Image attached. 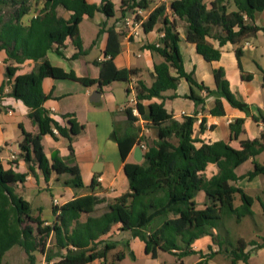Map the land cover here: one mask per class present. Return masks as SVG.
<instances>
[{"label":"trees","instance_id":"1","mask_svg":"<svg viewBox=\"0 0 264 264\" xmlns=\"http://www.w3.org/2000/svg\"><path fill=\"white\" fill-rule=\"evenodd\" d=\"M3 5L10 7L8 14L2 13ZM58 7L70 12L67 19L58 14ZM134 7L146 8L147 0H121L119 5L121 12ZM169 9L185 22L184 40L194 44L196 52L208 62L218 60L221 51L207 38L217 39L220 46L226 42L232 43L235 46L234 54L239 59L243 53L242 42L254 37L258 31L264 32V26L253 22L254 13L264 10V0H172ZM29 10L30 0H0V49L6 52L0 98L6 95L21 100L29 108L28 117L38 126L35 134L21 128L19 155L27 163L28 170L33 171L36 165L45 181L53 173L57 179L59 175L67 174L64 185L82 187L77 166L65 163L57 153L48 158L43 151L42 136L54 134L53 128L71 141L83 126L69 113L62 115L66 118V125H61L50 116L49 110L44 107L48 95L42 90V79H72L84 85L97 84L101 89L114 81L128 82L131 76L137 74V70L117 69L114 66L112 59L118 54L119 45L113 30H108L107 58L101 64L98 78L77 77L72 71L67 72L52 65L46 57L47 51L52 48L62 54L59 48L67 38L76 47V56L85 53L79 34L83 16H93L96 11L107 17L113 16L112 0H99L98 4L87 0H43V6L30 18L29 23L22 24L21 18ZM164 12V5H158L142 22L143 31L148 32L162 17L159 28L162 36L157 44L147 46L157 52L162 61L154 64L150 84L138 79L134 87L135 107L140 116L156 128L157 138L143 151L142 161L128 162L125 159L136 144V136L131 131L116 135L129 190L107 202L106 210L97 215L93 213L105 201L104 198L93 192L75 196L60 206L53 205L54 219L45 224L40 214L31 213L30 203L12 188L13 184L23 182L27 174L6 169L0 161V264L5 252L14 245L24 249L29 264H35L36 252L43 255L46 264H84L94 259L111 264L106 261V255L115 246L102 241L101 236L114 224H119V229L130 231L141 239L145 251L152 257H155L157 249L172 253L178 259L194 254L192 243L203 235H209L218 245V252L228 255L229 264H248L245 248L255 242L243 239L232 242L227 230L224 234L218 230L224 227L226 219L231 218L238 223L243 216L252 214L253 197L230 182L240 177L235 169L248 159H252V169L242 177L251 179L264 174V162L254 160L264 150V131L259 138L240 140V148H234L223 140L204 142L192 135L197 119L195 115H184L182 120H176L166 110L163 101H152L146 106L142 104V101L154 97L163 100V93L174 91L180 79L184 78L189 84L185 97L195 104H202L204 98L192 86L214 97V105L209 110L211 115H224L222 99L248 112L246 104L230 90L222 67L212 70L214 88L198 82L192 71L184 70L178 46L181 37L176 22ZM215 27L218 30L214 31ZM26 60L34 61V68L30 72L16 74L18 65ZM6 87L8 90L4 92ZM126 92L129 93L130 88ZM173 96L174 92L168 97ZM125 112L128 120L137 118L132 115L131 108L127 107ZM253 118L264 123V116L260 113ZM204 123L205 120L201 119L200 129H203ZM242 124L243 118L240 117L229 123L231 138H238ZM68 147L71 150V144ZM208 163H215L218 169L209 178L203 174ZM94 185L95 181L92 180L90 187ZM199 190L205 192L208 201L202 208H197L194 202ZM236 194L240 200L238 205H234ZM262 208L264 213L263 203ZM49 238L52 240L47 243ZM216 253L210 251L205 255L199 252V260L194 264H207V259ZM123 257L124 253L118 251L114 262Z\"/></svg>","mask_w":264,"mask_h":264},{"label":"crops","instance_id":"2","mask_svg":"<svg viewBox=\"0 0 264 264\" xmlns=\"http://www.w3.org/2000/svg\"><path fill=\"white\" fill-rule=\"evenodd\" d=\"M87 1L99 3V0ZM204 1L209 2L211 0ZM112 2L114 3V14L111 17H107L99 11H96L93 16H83L79 24V34L85 53L76 56L77 49L69 38L59 48L62 54H58L54 48L49 49L46 53L50 63L62 68L64 71H72L77 77L98 78L101 64L107 58L105 50L108 41V30H113L117 34L119 45V52L112 59L114 66L117 69L135 68L137 70V74L130 77L126 87L117 81L103 85L99 89L97 84L84 85L72 79H56L52 77H44L42 79V90L48 95L44 102V107L49 110L50 116L61 125H66V118H63L62 115L69 113L83 126L82 130L71 141L60 134L50 133L43 135L41 139L43 151L48 158L52 154L57 153L58 157L65 163L77 166L82 178L83 186L73 188L64 185L63 181L68 178V175L62 174L64 192L59 200L60 205L75 196L93 192L105 199L96 209L103 205L107 208V202L129 190L128 179L123 170L124 162L120 159L118 144L116 138L112 137V132H115V135H122L128 131L135 134L137 141L126 156L125 161L128 162L142 161L143 158L136 160V158H139L136 146L140 140L148 145L157 138V130L149 121L143 117L130 121L125 109L127 107L131 108L133 105L131 99H135L134 87L137 80L143 79L147 84H150L154 64L162 61V57L157 52L147 47L149 44H157L162 36V33L159 32L162 17H159L158 22L150 31L145 32L142 29V22L158 5H164V13L170 20H175L176 22L177 30L181 37L178 46L184 70L186 72L192 71L198 82H203L206 86L214 88L212 70L216 67H222L229 82L230 90L239 101L246 104L248 112L233 107L222 99L224 115H211L209 110L214 105V97L206 95L203 89L192 86L194 91L204 98L202 104H195L191 99L185 97L189 92V84L184 78L180 79L174 91L168 90L163 93L165 96L163 100L154 97L150 100L142 101V104L146 106L152 101H163L166 110L171 112L176 120H182L184 115H195L197 119L193 125L192 135L204 142L223 140L234 148H240V140L259 138L260 133L264 131V123L260 119L255 120L253 118V116H258L259 113L264 116V84L262 83L264 32L258 31L254 37H249L242 42L243 53L239 59L234 54L235 46L232 43L226 42L220 46L217 39L213 37L207 38L214 47L219 48L221 51V56L218 60L208 62L196 52L194 44L184 40L185 22L170 11L169 6L172 0H147V7L141 8V13L135 16L133 23L128 25L125 24V19L130 15L133 8L121 12L119 9L121 0H112ZM37 5V10H39L43 6V0H37ZM230 8L233 9V6ZM37 10L33 11L30 9L21 18L22 24H28L30 18L35 16ZM57 11L59 15L66 19L70 15L69 11L61 7H58ZM86 18L93 19L97 28L91 30L84 37L81 33L80 25ZM253 22L258 26H264V10L254 13ZM216 30H218L217 27L214 28V31ZM252 38H254V41H250ZM92 51L97 52L94 58L90 57ZM5 60L6 52L0 49V86L4 80ZM34 65V61L26 60L18 65L16 74L30 72ZM171 72L174 74V70ZM242 72L244 76H242ZM127 88H130L129 93L126 92ZM5 89L4 92H6ZM96 90L99 91L98 95L95 94ZM122 90L125 101L130 95L127 105L121 103ZM173 92L175 96L168 97ZM28 112L29 108L21 100L6 95L0 98V161L6 169L10 168L27 174L23 182L13 184L12 188L16 194L30 203L31 213L33 215L40 214V218L47 224L54 219L52 214L53 203L51 202L48 208L35 202L36 208L33 209L32 201L30 200H33L34 194L29 192L36 188H49V185L46 184L49 181L46 182L44 180L36 165L33 166V171H29L27 163L19 155L18 145L21 138V128L32 134L38 132V126L28 117ZM238 117L243 118V124L238 138L235 139L230 136L229 123ZM201 119L205 120L203 129H200ZM211 125L213 127H210ZM150 139L151 143H147L146 141ZM69 144H71V150L68 147ZM199 144L197 143V145ZM254 160L259 163L264 162V150L256 155ZM250 169H252V159H248L235 169V173L240 177L230 183L242 188L245 192L248 189L252 190L254 194L251 195L246 192L253 197L252 206L254 204L258 209L254 212V218L250 214L254 223L253 228L251 227L250 229L249 224H246L245 231L250 236L248 241H254L255 244H248L245 251L248 252V264H264V213L262 208V203L264 204V174H258L251 179L242 177ZM217 170L215 163H208L203 174L209 178ZM54 175L53 173L50 177L52 178ZM92 180L95 181V185L90 187ZM235 198L234 205H238L239 203L235 204ZM194 202L197 208H202L208 203L203 190L196 192ZM245 216L240 219L241 223L244 222L242 220ZM231 220L233 219L229 218L225 223H230ZM126 233L130 232L121 230L119 229V224H114L101 236L102 241L112 243L115 246L111 251V258H109V253H107L106 261L111 262V264L124 263L125 254L122 259L114 262L115 254L118 251L113 250L120 243H125L128 246L129 252L134 256V262L137 259L140 260L139 257L149 259L151 254L145 251L144 242L131 233L127 237ZM238 239L242 238L238 237ZM191 248L196 252L194 253L196 259L193 260L192 264L199 260V252L205 255L210 253V251L217 252L213 257L207 259V264H215L214 258L220 253V251L218 252V245L212 241L209 235H203L196 239L192 243ZM191 255L193 254L185 257ZM39 257L36 254L35 264H46L43 255ZM185 257L178 259L180 264H185L183 260ZM2 264H29V261L24 249L20 245H14L5 252ZM84 264L104 263L102 259H94Z\"/></svg>","mask_w":264,"mask_h":264},{"label":"rangeland","instance_id":"3","mask_svg":"<svg viewBox=\"0 0 264 264\" xmlns=\"http://www.w3.org/2000/svg\"><path fill=\"white\" fill-rule=\"evenodd\" d=\"M30 7H31L30 9H32L33 11H36L38 8L37 0H30ZM2 8H3V10H2L3 14H8V12L10 11L9 6L3 5ZM80 28H81L82 35L84 37H86L87 33H89L91 30L97 28V26H96L95 21L93 19L86 18V19H84V21L80 25ZM250 41H254V38H252ZM96 54H97V52L92 51L90 53V57L94 58ZM117 82H119V84H122V86H124V87L128 86L127 81H117ZM122 92H123V90H122ZM122 92H121V95H122ZM129 97H130V95H129ZM129 97H128V99H129ZM128 99L126 101L124 100V92H123L121 103L127 105ZM146 142L151 143V139L146 141ZM65 175H67V174H65ZM59 176H60L59 179L56 178V175H54V177H52V178L51 177L49 178V180H48L49 183H46L49 185V188H39V189L36 188V189L31 190L30 192H29V190H27V192L34 194L33 200H30V201H32V208L33 209L36 208L35 202H38L40 205H45V207L49 208L51 205L52 199H54V198H56L57 200L61 199L63 192H64L63 187H62L63 175H59ZM48 181H46V182H48ZM246 192L251 194V195H254L252 193V190L248 189V190H246ZM35 194H39V195L36 196ZM239 202H240L239 197H238V195H236L235 204H238ZM105 208H106L105 205L99 206L94 211V214L101 213V211H103V209H105ZM251 209H252V216L254 218V212H256L258 207L254 206V204H253ZM252 216L251 215L245 216L244 219L242 220L244 222H242V223H241V221L238 223H235L233 220H231L230 223L229 222L225 223L227 220L226 219L224 221V223H225L224 227H226L228 230L227 235L229 236V238L235 242L238 239V237H241L242 239H245L246 242H248L250 236L246 233L245 227H247L246 224H249L250 229H251V227L253 228L254 223H253ZM224 227L218 230V232L220 234H224L226 232L225 231L226 228H224ZM126 234H127V237L130 236L129 235L130 233H126ZM47 240H48L47 243H50V240H52V239L49 238ZM130 241H128V242H130ZM111 251L112 250H110L108 252L109 258H111V254H112ZM113 251H122L126 255V259H125L123 264H180L176 255H174L172 253L161 251L159 249L156 250V258L152 257V255L150 258L148 257L149 259L139 257L140 260L137 259L136 262L133 261L134 256H133V254H131L129 252L130 249L128 248V246L125 243L118 244L116 249ZM36 254L38 255V257L41 256V254L39 252H36ZM39 258H41V257H39ZM195 259H196V255L193 254L191 256L185 257L183 260H184L185 264H192L193 260H195ZM214 263L215 264H229L230 259L225 252H220L214 258Z\"/></svg>","mask_w":264,"mask_h":264},{"label":"built area","instance_id":"4","mask_svg":"<svg viewBox=\"0 0 264 264\" xmlns=\"http://www.w3.org/2000/svg\"><path fill=\"white\" fill-rule=\"evenodd\" d=\"M140 13H141V8L134 7L133 10L130 12V15L131 16L129 15V16L126 17L125 24L128 25V24L133 23V20H134L135 16L138 15V14H140ZM7 90H8V87L5 89V91H7ZM131 102H133V105L131 107V113H132V115L136 116L137 118H141L140 114L138 113L137 108L135 107V99L132 98L131 99ZM52 131L56 135L59 134L58 133V130L56 128H53ZM138 145H139V147H140V149H141L142 152L147 149V144L144 143V142H142L141 140L138 142ZM98 179H101V178H98ZM52 203H53V205L60 206L59 200H57L56 198H54L52 200Z\"/></svg>","mask_w":264,"mask_h":264},{"label":"water","instance_id":"5","mask_svg":"<svg viewBox=\"0 0 264 264\" xmlns=\"http://www.w3.org/2000/svg\"><path fill=\"white\" fill-rule=\"evenodd\" d=\"M95 94L98 95L99 94V91L96 90L95 91ZM112 137L113 138H116L115 132H112ZM136 151L139 153V158H136V160H140L141 158H143L142 157V151H141V149H140V147L138 145L136 146Z\"/></svg>","mask_w":264,"mask_h":264}]
</instances>
